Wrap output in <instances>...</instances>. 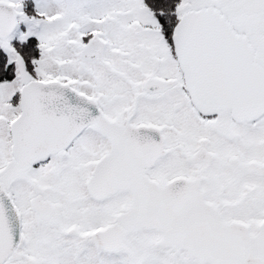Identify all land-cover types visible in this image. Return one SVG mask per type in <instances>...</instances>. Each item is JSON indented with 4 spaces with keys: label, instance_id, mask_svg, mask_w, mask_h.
Here are the masks:
<instances>
[{
    "label": "snow or ice",
    "instance_id": "6c2138e0",
    "mask_svg": "<svg viewBox=\"0 0 264 264\" xmlns=\"http://www.w3.org/2000/svg\"><path fill=\"white\" fill-rule=\"evenodd\" d=\"M0 264H264V0H0Z\"/></svg>",
    "mask_w": 264,
    "mask_h": 264
}]
</instances>
